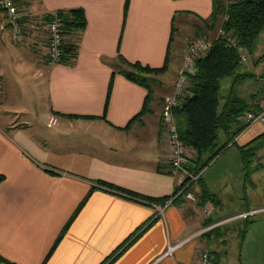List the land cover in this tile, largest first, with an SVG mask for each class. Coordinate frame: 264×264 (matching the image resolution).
Here are the masks:
<instances>
[{
  "label": "crops",
  "instance_id": "0c3cea01",
  "mask_svg": "<svg viewBox=\"0 0 264 264\" xmlns=\"http://www.w3.org/2000/svg\"><path fill=\"white\" fill-rule=\"evenodd\" d=\"M19 1L30 13V40H14L0 10V254L17 264H194L212 239L202 232L208 216L198 203L184 197L174 201L179 176L170 172L162 108L153 100L151 111L135 119L148 89L120 71V56L152 67L168 60L159 76L167 74L174 48H182L184 58L193 41H181L199 36V31L184 32L171 40L173 23L185 15L208 19L213 1ZM78 7L86 12V29L66 36L79 43L77 58L49 64L43 45L48 31L40 30L46 16ZM262 85L251 91L245 81L235 86L233 81L231 90L234 86L247 100L258 92L259 106ZM161 87L153 88L155 95L170 94L175 83ZM252 126L239 135L243 144L264 131L263 125ZM204 176L202 171L196 189L200 195L204 184L219 207L221 198ZM238 220L229 230L238 229L241 237L243 219ZM227 232L215 242L226 246Z\"/></svg>",
  "mask_w": 264,
  "mask_h": 264
},
{
  "label": "trees",
  "instance_id": "16d2710c",
  "mask_svg": "<svg viewBox=\"0 0 264 264\" xmlns=\"http://www.w3.org/2000/svg\"><path fill=\"white\" fill-rule=\"evenodd\" d=\"M213 11L208 19H202L205 26L198 25L199 32L202 35L208 32L223 29L226 35L218 34L211 40L212 46L210 50L200 56L196 61V72L190 76V83L187 88V97L183 104L176 108L175 114L181 117L184 121V129H180L181 138L192 148L193 156L190 158L189 168L195 173L202 172L214 159L225 152L232 145L238 146L243 159L244 178L246 182L252 181V176L255 170L263 167V164H258L254 168V159L258 151L264 146V131L251 139L245 144H239L236 138L249 126L242 119V116L248 110L258 109V92L254 93L251 100H247L234 92V86L237 83L245 81L246 78L252 77V73L240 72L241 66L244 64L243 55L247 52L254 53L257 50L259 39L264 31V0H235L232 3H227L226 0H212ZM0 10H2L0 8ZM57 14L61 17L64 23V32L66 36L77 34L80 36L87 26V16L84 8H71L59 10ZM53 14L46 16V19L51 20ZM219 29V30H220ZM175 27L173 23V34L171 40H174ZM233 39L235 44L230 40ZM63 63H73L77 58L79 43L74 41H65L64 44ZM120 61H123L120 71L123 72L131 80L147 87L148 94L141 113L135 119L150 112L152 102L154 100V90L147 74H161L168 68V60L162 67H152L144 65L137 61L132 62L120 56ZM234 76V86L227 97L225 104L221 108V87L222 80L225 77ZM264 78V75L261 76ZM264 86V85H262ZM261 92V91H259ZM221 134L225 138H221ZM232 143V144H231ZM3 176H0V181ZM202 181L199 179L198 183ZM109 187L116 186L108 183H103ZM192 189V185L190 187ZM203 192L199 195V205L202 206L208 201H212L218 205V198L207 187L202 185ZM179 188H177L175 194ZM89 195L84 199L79 209L87 201ZM182 196H178L174 201H178ZM168 197L162 198L166 200ZM161 201V200H158ZM262 208V207H261ZM79 209L66 225L61 236L54 245L52 251L57 246L62 236L65 234L68 226L77 215ZM256 208H248L244 211H249ZM243 212V211H242ZM241 213V212H240ZM255 215L242 218L244 227L241 229V238H244L247 229L246 226L251 222ZM239 214V213H238ZM222 220V219H221ZM219 220L209 218L205 222V227ZM142 227L128 244H131L150 224ZM222 224L217 225L210 230L205 231L209 237L221 238L224 235ZM51 251V252H52ZM217 252H212L213 264H219V256ZM0 263L17 264L12 262L0 254Z\"/></svg>",
  "mask_w": 264,
  "mask_h": 264
},
{
  "label": "rangeland",
  "instance_id": "374dc122",
  "mask_svg": "<svg viewBox=\"0 0 264 264\" xmlns=\"http://www.w3.org/2000/svg\"><path fill=\"white\" fill-rule=\"evenodd\" d=\"M3 13L5 12L3 11ZM3 13L0 14V25L3 21ZM38 24H41V22ZM197 24L205 26V22L193 15H185L183 17H179V19L177 18L174 25V39L179 38V35L184 32L186 35L189 34L190 36L196 34L199 31ZM219 29H217L216 32L210 31L205 35H202V33L199 32V36H197L194 40H188L187 42L181 41V43L187 45L192 41L194 42L202 38L212 40L218 34V32L220 33ZM9 30L8 32H5V36L7 38L8 34L10 36L11 32V30ZM40 30L45 34L47 33L45 24L41 26ZM10 42H13L11 44H17V42L12 39ZM45 44L46 42L43 43L44 48ZM181 45L183 46V44ZM25 46L30 48L28 43H26ZM181 49L182 48H179L177 51L176 47L174 48L172 54L173 58L170 64L173 69L169 70L167 74L162 76H159V74H147L148 78L150 79V83L155 90L158 91L159 88H162V82L165 84L170 83L171 81L172 84L176 83L184 60L180 51ZM45 51L46 50L44 49V54ZM120 63L123 64L124 67L126 66L123 61H120ZM239 71L242 73L253 74L252 77L245 79V82L248 84V86H250L249 90L257 91L258 88H262L260 85L264 84V78H261V76L264 75V34L260 38L257 50L254 53L247 52V59L244 61V64L241 66ZM234 78V76H228L222 80L221 102H224L230 95ZM173 92L168 95L173 94ZM168 95H164L162 93H160V95L159 93L157 95L153 94L154 101H159L158 105L160 107L157 108L158 110L161 111L162 108L163 112V105ZM182 122L184 123L183 119L181 117H177L179 129L182 127ZM253 126L261 125L256 124ZM252 137L249 139H252ZM239 138L238 143L243 144V140ZM220 156L221 155L214 159L203 170V175L205 174L204 177L206 178V181L211 186V189L219 195L222 201L219 207L213 202H207L201 206V212L202 214L204 213V215H206L204 212L205 205L210 203V205L214 208L213 214L208 217L207 220H209V218H214L215 220L220 219V221H222L231 217L227 215L237 213L244 209L264 207V146L258 151L253 163L254 168H256L258 164H263V167L255 170L251 179L252 181L248 182H246L244 178L243 159L238 146L234 145L229 151H227V153H224L221 157ZM197 185H199L198 181L192 185L191 189L197 195V200L190 201L199 204L200 199L199 192L196 189ZM244 222L245 221H242V224L240 225L241 228L244 227ZM237 223H239V220L233 219L226 221L221 225V228H223L222 230H224L225 233L230 231L228 234L229 241L226 246L215 242L217 238L212 236V239L208 241L209 246H206L205 249L209 250L212 254L214 248H218L217 250L219 251V254L223 257L219 264H264V213H260L252 218L251 222H249L246 226L247 232L244 238H241L238 235V229H236V232L229 230V228L235 226ZM224 252L227 254H224Z\"/></svg>",
  "mask_w": 264,
  "mask_h": 264
},
{
  "label": "built area",
  "instance_id": "2783aa9c",
  "mask_svg": "<svg viewBox=\"0 0 264 264\" xmlns=\"http://www.w3.org/2000/svg\"><path fill=\"white\" fill-rule=\"evenodd\" d=\"M235 0H226L227 3H232ZM0 8L6 13V17L13 28V38L18 42L30 40L33 37L32 21L30 13L20 3L19 0H0ZM48 31V39L45 44V58L49 64L62 63L64 55V44L66 35L64 32V23L61 17L55 13L51 20L45 23ZM221 35H226L223 29H220ZM233 44L235 41L230 40ZM212 46L211 40L198 39L192 42L185 53L183 65L180 68L178 79L175 83L174 92L166 97L163 105L162 121L165 125L168 134L169 143L171 146V169L172 174L178 175V191L175 198L182 196L188 200H197V195L191 190V185L199 181L202 172L195 173L189 168L190 152L192 148L181 138L180 129L177 123V116L175 114L176 108L181 106L187 97V88L190 83V76L196 72V61L200 56L206 54ZM247 57L243 55V60ZM249 126L254 124H261L264 126V101H262L257 110H248L243 116ZM239 136L236 138L238 140ZM232 144V143H231ZM214 208L209 204L205 205L204 212L210 217L213 214ZM264 211V207L243 211L239 214L233 215L228 219L215 222L202 229V232L210 230L211 228L222 224L226 221L245 218L255 215L258 212ZM172 247L171 249L175 248ZM213 256L207 249L201 251L194 262V264H213ZM4 264V263H2Z\"/></svg>",
  "mask_w": 264,
  "mask_h": 264
}]
</instances>
